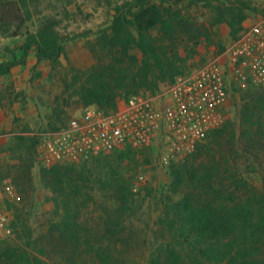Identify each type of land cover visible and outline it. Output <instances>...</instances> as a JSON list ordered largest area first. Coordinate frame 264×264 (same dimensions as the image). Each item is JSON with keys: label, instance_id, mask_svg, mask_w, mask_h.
Here are the masks:
<instances>
[{"label": "trees", "instance_id": "trees-1", "mask_svg": "<svg viewBox=\"0 0 264 264\" xmlns=\"http://www.w3.org/2000/svg\"><path fill=\"white\" fill-rule=\"evenodd\" d=\"M186 2L132 0L115 6L110 24L97 30L96 43L90 44L95 61L73 69L82 101L110 111L121 98L142 91L157 94L162 85L188 72L187 64L202 43L225 50L219 25L227 24L236 39L248 10H256L247 0H234L226 9L216 5L219 0H195L213 9L214 20L205 25L185 10ZM26 3L0 0L3 32H24ZM24 35L22 58L0 64V75L24 64L33 48L39 63L49 61L54 69L61 64L65 39L52 19L47 17L36 33ZM263 88L244 89L238 128L225 125L205 154L171 165L167 200L150 247L151 264H264V179L250 176L258 167L264 169ZM20 139L29 144L14 167L20 197L12 220L16 237L0 241V264H125L128 255L147 246L150 239L132 223L138 209H132L136 194L131 177L109 159L102 170V162L93 168L67 162L41 172L42 182L54 194V209L49 227L36 234L29 225V203L39 137ZM91 184L104 190L107 203L102 209H90L92 203L97 205Z\"/></svg>", "mask_w": 264, "mask_h": 264}, {"label": "rangeland", "instance_id": "rangeland-1", "mask_svg": "<svg viewBox=\"0 0 264 264\" xmlns=\"http://www.w3.org/2000/svg\"><path fill=\"white\" fill-rule=\"evenodd\" d=\"M127 1L132 0H27V3L23 5L26 18L24 32L19 36H13L15 29L12 28L5 32L0 29V52H6L12 60L22 58V54L19 56L18 53L22 52L26 42L25 31L36 33L42 21L47 17L52 19L56 31L65 39L63 43L65 56L61 57V64L55 69L49 61L37 63L32 58L28 59L27 56L25 63L15 65L10 75H0V135L3 136L0 140L1 181L8 180L14 185V167L19 165L25 157L24 151L29 144L22 142L20 138L36 137L43 131L54 130L56 125L58 128L62 127L73 116L89 106L76 92L79 86L76 84L78 79L75 77L73 69L93 64L95 58L90 50V44L96 43L95 32L110 24L115 6L122 5ZM233 1L219 0L216 5H221L226 9ZM247 1L256 10H248L247 20L243 27L252 24L257 18L264 15V0ZM185 4L187 5L185 10L191 16L199 18L201 23L209 25L213 22L212 8L201 2H195V0H187ZM218 28L226 48L234 40L230 28L227 24H221ZM87 33L92 34L86 35ZM11 52L12 54H10ZM197 52L198 55L188 62L185 71L190 72L203 66L209 60L217 57L221 50L216 44L206 46L202 43ZM15 54L17 57L14 56ZM34 67H36L35 72L33 71ZM229 85V94L224 108L226 118L224 124L210 132L203 142L202 148L193 156L190 155L191 157L188 156L177 163L205 154L208 147H211L214 142L215 133L225 125L231 123L237 128L240 126L239 112L243 105L244 89L249 86L252 88V84L241 87L230 77ZM165 86L167 85H162L161 89ZM140 94L151 95L146 91H142ZM122 101L124 100L121 98L118 104ZM159 143L156 141L148 147H135L126 143L115 152L107 154L111 156L110 158L104 159L105 155H103L77 164L80 166L87 164L89 168H93L95 162H102L99 164L102 170L105 168L104 160L109 159L115 161L113 165L119 172L131 177L132 190L136 194L132 209H138L136 216L132 218V223L142 230L150 241L147 246L140 247L134 256L128 255L125 264H151L149 259L152 248L150 247L155 238L156 223L161 209H163V203L167 200L170 184L169 171L171 165L174 164L165 165L161 162L162 153ZM36 151L35 163L31 172L32 200L29 206L32 209V214L29 225L38 234L45 231L53 220L51 210L54 209V204L51 197L54 194L41 180V172L47 168L42 167L39 163L38 146H36ZM140 175H144L143 182L138 180ZM252 175H257L261 181L264 179V169L258 167L250 174V176ZM91 185L94 188L92 193L94 192L97 205L92 203L90 209H102V204L107 203V199L103 195L104 190L95 184ZM16 205L10 207L12 220ZM15 237L16 235H12L9 239L13 240Z\"/></svg>", "mask_w": 264, "mask_h": 264}, {"label": "built area", "instance_id": "built-area-1", "mask_svg": "<svg viewBox=\"0 0 264 264\" xmlns=\"http://www.w3.org/2000/svg\"><path fill=\"white\" fill-rule=\"evenodd\" d=\"M230 77L241 87L264 85V15L244 26L217 57L178 76L157 94L133 95L110 111L89 105L59 129L41 132L39 163L44 168L80 163L126 143L148 147L156 141L161 162L177 163L224 124ZM138 180L143 182L144 175ZM19 199L15 185L0 180V241L13 235L10 207Z\"/></svg>", "mask_w": 264, "mask_h": 264}, {"label": "crops", "instance_id": "crops-1", "mask_svg": "<svg viewBox=\"0 0 264 264\" xmlns=\"http://www.w3.org/2000/svg\"><path fill=\"white\" fill-rule=\"evenodd\" d=\"M10 54H12V52ZM21 54H22V52L18 53L19 56H21ZM14 56L17 57V54H15ZM31 58L34 59V61L38 63L37 57H36V51H35L34 48L31 49L29 54H28V59H31ZM10 60H12V59L7 55L6 52H0V64H5V63H7Z\"/></svg>", "mask_w": 264, "mask_h": 264}]
</instances>
